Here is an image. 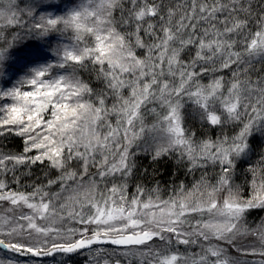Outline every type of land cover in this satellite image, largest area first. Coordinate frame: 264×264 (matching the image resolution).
Masks as SVG:
<instances>
[{
    "label": "snow or ice",
    "instance_id": "1",
    "mask_svg": "<svg viewBox=\"0 0 264 264\" xmlns=\"http://www.w3.org/2000/svg\"><path fill=\"white\" fill-rule=\"evenodd\" d=\"M0 264H264V0H0Z\"/></svg>",
    "mask_w": 264,
    "mask_h": 264
},
{
    "label": "trees",
    "instance_id": "2",
    "mask_svg": "<svg viewBox=\"0 0 264 264\" xmlns=\"http://www.w3.org/2000/svg\"><path fill=\"white\" fill-rule=\"evenodd\" d=\"M19 143H20V142H19L18 140L13 141V142H12V144H13V148L16 149V150H18ZM145 163H147V161H145ZM162 170L165 172V175L162 177V179H163V180H168L171 171H173L174 169H172L170 165H166V166L163 167Z\"/></svg>",
    "mask_w": 264,
    "mask_h": 264
}]
</instances>
